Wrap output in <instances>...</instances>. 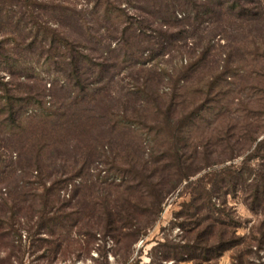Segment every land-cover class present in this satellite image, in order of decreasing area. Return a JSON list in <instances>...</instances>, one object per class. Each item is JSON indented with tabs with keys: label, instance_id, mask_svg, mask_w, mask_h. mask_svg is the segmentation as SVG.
Listing matches in <instances>:
<instances>
[{
	"label": "rangeland",
	"instance_id": "1",
	"mask_svg": "<svg viewBox=\"0 0 264 264\" xmlns=\"http://www.w3.org/2000/svg\"><path fill=\"white\" fill-rule=\"evenodd\" d=\"M1 196L24 264H264V0L0 3Z\"/></svg>",
	"mask_w": 264,
	"mask_h": 264
},
{
	"label": "trees",
	"instance_id": "2",
	"mask_svg": "<svg viewBox=\"0 0 264 264\" xmlns=\"http://www.w3.org/2000/svg\"><path fill=\"white\" fill-rule=\"evenodd\" d=\"M14 0H4L1 1V8L4 9L5 7L11 5ZM218 2V1H217ZM239 2H237L238 4ZM222 5L221 3H218ZM242 7H245L244 4H239ZM158 204H150L147 206V210H151L159 207ZM200 208V206H197ZM32 206L31 205H19L15 201L11 199H7L5 197H0V264H24V255L27 251L25 249V245L23 243V233L27 232L29 237H31L34 233L32 232L34 229V225L31 224V212ZM131 212L129 208H124L123 210H118V215L115 217L109 214L105 219L104 222H98L97 225H101L102 227L96 228V232L91 233L93 237H97L98 234L102 232L105 235H111L115 239H119V233L124 235H135L139 230L140 224H135L134 221L130 217H124V214L121 212ZM30 215V216H29ZM149 223V222H148ZM214 224H211V227ZM148 227L147 222L144 223V228ZM210 227L207 226V228ZM214 227V226H213ZM90 234V233H89ZM221 234V233H220ZM99 236V237H100ZM139 237V236H138ZM137 239V238H136ZM201 241L204 243L208 251L211 253H218L219 255L224 252V250L228 249L231 243L229 238H226L222 234L214 237L213 231L210 234L203 232L201 236ZM42 242H44V247L46 242L49 244L55 243L58 241L55 239L50 238H40ZM47 244V245H48ZM43 245V244H41ZM46 246L51 253H56L58 250L54 246ZM41 247V246H40ZM43 247V248H44ZM213 254H209L207 259H212ZM165 259L168 258H176L175 254H166L164 255Z\"/></svg>",
	"mask_w": 264,
	"mask_h": 264
}]
</instances>
